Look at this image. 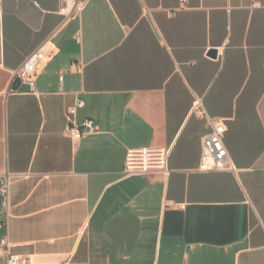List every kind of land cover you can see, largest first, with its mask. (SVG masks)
<instances>
[{"label":"crops","instance_id":"obj_1","mask_svg":"<svg viewBox=\"0 0 264 264\" xmlns=\"http://www.w3.org/2000/svg\"><path fill=\"white\" fill-rule=\"evenodd\" d=\"M83 1L0 4V241L29 264H264V0ZM43 45L37 93L13 89ZM199 98L235 171L199 169ZM79 100L93 133L72 139ZM147 146L169 174L125 176Z\"/></svg>","mask_w":264,"mask_h":264},{"label":"built area","instance_id":"obj_2","mask_svg":"<svg viewBox=\"0 0 264 264\" xmlns=\"http://www.w3.org/2000/svg\"><path fill=\"white\" fill-rule=\"evenodd\" d=\"M2 0H0L1 4ZM85 7L83 0H63L60 13L65 19H75L81 14ZM47 58V46L43 45L34 50L23 62L21 67L14 72V83L17 78L26 82L31 92L36 91L35 75L41 61ZM84 105V101L79 100L75 106L68 109L69 124L66 135L72 139H80L87 134L93 133L94 123L86 120L84 123H77L73 117L77 109ZM193 113L198 117H204L211 123V130L202 139L203 154L199 169L202 171H235L236 167L232 163L228 149L224 142L226 125L223 120L212 118L208 115L202 99L194 102ZM170 148L147 146L143 148L130 149L123 168L125 176L148 175V174H169L168 161ZM2 204L6 214V222L10 217L9 186L6 183L1 188ZM0 257H6L8 264H29V260L11 250V243L8 237L0 241Z\"/></svg>","mask_w":264,"mask_h":264},{"label":"water","instance_id":"obj_3","mask_svg":"<svg viewBox=\"0 0 264 264\" xmlns=\"http://www.w3.org/2000/svg\"><path fill=\"white\" fill-rule=\"evenodd\" d=\"M216 52H217V50H212L211 54L216 55ZM21 84H22V80L20 78H17L14 85H13V89H15V90L18 89L21 86Z\"/></svg>","mask_w":264,"mask_h":264}]
</instances>
